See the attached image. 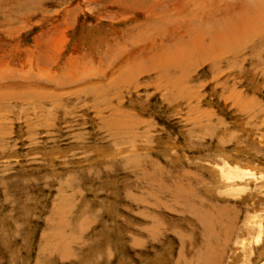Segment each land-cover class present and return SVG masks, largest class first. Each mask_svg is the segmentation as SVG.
I'll return each mask as SVG.
<instances>
[{
  "label": "rangeland",
  "instance_id": "1",
  "mask_svg": "<svg viewBox=\"0 0 264 264\" xmlns=\"http://www.w3.org/2000/svg\"><path fill=\"white\" fill-rule=\"evenodd\" d=\"M0 264H264V0H0Z\"/></svg>",
  "mask_w": 264,
  "mask_h": 264
},
{
  "label": "bare ground",
  "instance_id": "2",
  "mask_svg": "<svg viewBox=\"0 0 264 264\" xmlns=\"http://www.w3.org/2000/svg\"><path fill=\"white\" fill-rule=\"evenodd\" d=\"M256 241V240H255ZM257 242H258V240H257Z\"/></svg>",
  "mask_w": 264,
  "mask_h": 264
}]
</instances>
